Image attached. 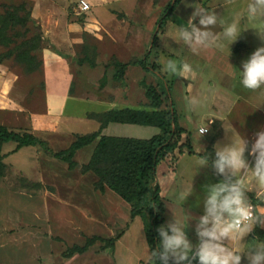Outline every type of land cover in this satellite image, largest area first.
Wrapping results in <instances>:
<instances>
[{"label": "rangeland", "instance_id": "1", "mask_svg": "<svg viewBox=\"0 0 264 264\" xmlns=\"http://www.w3.org/2000/svg\"><path fill=\"white\" fill-rule=\"evenodd\" d=\"M80 1L0 0V13L26 4L33 18L27 39L38 34L42 40L34 54L36 64L24 59L16 61L15 57L0 64V124L12 131L34 134L47 140L53 149L64 150L76 136L99 130L100 122L90 119V114L101 115L119 105L151 110L146 87L167 92L170 100L165 101L164 107L172 104L179 125L185 126L181 142L185 146L183 152L167 156L165 164L158 166L159 180L156 176L149 187L159 185L170 201L165 200V223L173 216L172 208L185 223L188 217L183 215L184 208L190 217L198 218L203 215L204 185L213 182L210 168L206 165L199 169L201 159L189 154L187 145L192 142L195 150H202L211 137L204 155L209 161L214 158V143L223 130L221 122L212 121L208 113L217 109L213 100L224 94V88H233L213 65L208 48L196 54L173 41L166 48L161 38L168 30H174L175 25L187 23L195 6L216 9L218 14L230 19L232 14L244 12L249 0L207 3L184 0L181 12L176 10L162 29L158 23L173 0H85L90 4L87 12L80 11ZM34 25L38 29H33ZM215 30L219 32L220 28ZM16 31L24 34L25 30L18 27ZM157 32L158 38L153 42ZM229 46L221 43L217 47ZM8 50L0 46V54ZM146 55L148 71L131 65ZM167 60L176 61V74L163 71ZM220 60L224 66L221 69L232 74L230 61L225 57ZM118 62L130 66L122 72ZM185 63L191 66V71H183ZM28 64L35 69L28 71ZM240 77V72L235 74L232 86L252 91L242 86ZM256 91L264 93V89ZM193 99L201 100L203 106L194 109ZM261 124L262 128L247 131L243 126L241 134L252 141L254 134L264 129V117ZM201 126H210L202 138L197 135ZM161 133L158 127L132 125L121 130L110 128L105 135L150 139ZM224 142L225 139L221 143ZM15 149V143L3 147L6 171L0 177V264H113L111 250L100 240L86 253L66 258L69 248L84 246L89 238L111 239L130 227V205L110 189L102 193L96 185L97 177L83 172L94 145L77 153L73 168L49 158L37 148L25 147L16 152ZM249 160L251 163V157ZM192 180L194 192L180 209L174 202H181V193ZM247 182L252 187L250 194L256 199V206L264 205V186L251 173ZM95 218L106 221L98 222ZM142 221L138 218L122 241L140 254L148 248ZM195 224L196 219L190 220L187 229L194 244L198 243ZM249 236L244 238V246ZM256 242L260 241L256 239Z\"/></svg>", "mask_w": 264, "mask_h": 264}, {"label": "clouds", "instance_id": "2", "mask_svg": "<svg viewBox=\"0 0 264 264\" xmlns=\"http://www.w3.org/2000/svg\"><path fill=\"white\" fill-rule=\"evenodd\" d=\"M193 8L187 23L175 25L174 30H168L161 38L166 48L171 46L169 41H173L179 45L182 43L196 54L201 49L221 43L230 45L232 49V45L248 29H255L258 38L264 42V26L245 28L241 23L243 18L264 20V0H249L246 10L232 14L230 19L218 14L216 9ZM217 27L219 32L215 30ZM238 69L240 83L245 89H264V45L257 47ZM163 71L176 74V61L167 60ZM183 71H191V66L185 63ZM191 104L194 109L203 106V102L197 99H193ZM222 126L225 142L214 145V158L210 159L213 174L222 178L216 183L204 185L201 201L203 215L198 218L190 217L184 208L183 215L188 217L185 223L172 208V218L157 229L160 242L157 248L152 249L156 264H243L245 260L246 264H264V242L242 247L244 238L255 227H264V205H252L243 179L251 173L257 183L264 186V129L257 131L253 140L249 141L233 124ZM209 130L210 126H201L197 135L202 138ZM198 164L200 169L208 165L209 160L205 157ZM193 192L192 180L191 185L181 193L183 203ZM192 219H196L194 231L198 243L195 244L187 234Z\"/></svg>", "mask_w": 264, "mask_h": 264}, {"label": "trees", "instance_id": "3", "mask_svg": "<svg viewBox=\"0 0 264 264\" xmlns=\"http://www.w3.org/2000/svg\"><path fill=\"white\" fill-rule=\"evenodd\" d=\"M182 1L173 0L167 6L158 23L159 29L164 28ZM32 21L31 12L26 4L8 8V10L4 9L3 13H0V46L9 49L6 53L0 54V64L12 57H15L16 61L24 59L29 63H37L34 54L40 48L38 46L42 40L38 34L27 39V34L32 32V29L28 27ZM18 27L25 30L24 34L16 31ZM33 29L38 28L34 25ZM20 37L23 38L21 42H19ZM157 38L158 32L154 35L153 42H156ZM147 61L148 55L141 60L134 61L131 65L148 71ZM117 64L122 72L130 66L128 63L118 62ZM28 67L30 72L35 69L29 64ZM145 95L150 101L151 110L125 107L111 109L101 115L90 114V119L100 122L99 130L91 134L76 136L72 144L64 150L53 149L47 140L34 134L12 131L0 124V177L6 171L3 154V147L6 144L15 143V152L25 147L37 148L49 158L69 164L70 168L76 166L74 158L79 151L94 145L89 162L83 166V172H91L97 177L96 185L102 193L106 191V188L110 189L128 203L131 220L137 216L142 218L152 255V249L157 248L160 242L157 229L165 223V219L161 188L157 184L152 189L149 186L155 181L157 168L166 157L176 152H183L181 150L185 145L181 142L186 130L179 125L174 106L168 104L164 107L165 101L170 100L167 92L162 93L154 86H147ZM111 123L154 126L160 128L162 133L150 139L103 135V130ZM187 149L190 154L194 153L190 144L187 145ZM202 157L205 158V155ZM253 202L256 206V201ZM124 232L125 229L120 230L111 239H102L98 236L89 238L84 246L75 245L69 248L66 258L86 253L99 240L106 242L108 249L112 250ZM253 235L260 242H264L262 227H255ZM150 264H156L153 256Z\"/></svg>", "mask_w": 264, "mask_h": 264}, {"label": "crops", "instance_id": "4", "mask_svg": "<svg viewBox=\"0 0 264 264\" xmlns=\"http://www.w3.org/2000/svg\"><path fill=\"white\" fill-rule=\"evenodd\" d=\"M184 1V0H183ZM183 1L180 3L178 8L176 9L177 11L179 10L181 12V5ZM200 3H202L203 0H198ZM207 3L210 0H205ZM184 15V14H182ZM186 18V17H185ZM242 24L245 28L247 27H258V26H264V20L260 21H251L246 18H243ZM264 45V42H262L258 36L256 35V30L255 29H248L244 33H242L240 39L235 42V44L232 45V49L229 47H210L208 50H210L209 53H211L212 57L210 58L213 65L218 67L219 70H221L223 78L225 79V82L229 83V87H232L233 89L229 88H224V94L222 93L220 96L217 97L213 100V104L216 106L217 109L211 108L212 113H208V116H210V119L212 121L217 120L221 122V128H222V136L216 140L214 145L217 142H222L224 137H225V130L222 125L224 124H233V126L236 128V130L241 134V131L243 130V126L246 127V131L248 128H262L263 124L262 119L264 117V93L263 92H258V91H249L245 92L242 89L236 88L232 86L234 82V77L235 74L240 72L239 70L236 69L237 66L240 68L242 67V62L248 58V56L256 50L257 47ZM231 50H232V55H231ZM221 57H225L228 59L231 63V72L232 74H228L225 71L221 69L222 68V63H221ZM224 67V66H223ZM229 72V73H231ZM224 73V74H223ZM226 87V86H225ZM125 107H130L128 105L125 106H120L117 107L119 108H125ZM247 117L248 120L244 121L243 118ZM180 119H178V122ZM259 124H258V122ZM180 124V123H179ZM132 125L130 124H119V123H111L107 128L103 130V135L107 133V131L111 128V130H121V129H126L130 128ZM136 126V125H135ZM183 129H185L184 125L181 123L180 125ZM184 126V127H183ZM252 126V127H250ZM242 135V134H241ZM243 136V135H242ZM117 137V136H116ZM211 137L209 138V141L206 142L205 145H203L202 150H198L194 148L192 142L190 144L192 150L194 151L193 156H197L200 159H204L202 156H204V152L206 149L210 146ZM201 146V145H200ZM202 147V146H201ZM189 153V152H188ZM190 154V153H189ZM202 155V156H201ZM162 165L165 164L164 161L161 163ZM210 168V173H211V180L213 183L218 182L222 177H217L213 174V169L211 166V161H209V164L207 165ZM171 172H174L173 170ZM174 173H177V168ZM157 176V173H156ZM250 176V173L248 175L243 176V179L245 181V185L247 187L248 191V196L250 198L251 203L255 204L253 201H256V199L253 198V196L250 194L252 187L251 185L248 184L247 182V177ZM158 179V176H157ZM159 180V179H158ZM160 183V182H159ZM105 193V192H104ZM104 195V194H103ZM161 197L164 202L165 206V200H167L162 193L161 189ZM168 201V200H167ZM181 202H174L175 205L179 206L180 209L184 208L185 205H183V200H180ZM170 202V201H168ZM109 204V201L106 202ZM173 203V202H172ZM257 203V201H256ZM179 204V205H178ZM252 204V205H253ZM103 206V205H102ZM111 206V205H110ZM255 206V205H253ZM178 208V207H177ZM165 211V209H164ZM138 218H141L139 216L135 217L133 220H129L130 227L125 230L124 234L120 239H118L115 243V247L111 250L110 256L113 260V264H150L151 260V251L149 248V245L147 243V251L144 253H135L133 250L127 247L125 243L122 244V241L124 238L127 236V233L130 231L132 228V225ZM96 221H106L105 219H97L95 218ZM142 221V218H141ZM143 224V221H142ZM143 229H144V224H143ZM145 233V230H144ZM251 237L253 239H251ZM146 238V234H145ZM255 237L253 235V232L250 234L249 237H247V244H252L255 245ZM257 243V242H256ZM244 246V242L242 244V247H248V245ZM115 258V259H114Z\"/></svg>", "mask_w": 264, "mask_h": 264}, {"label": "built area", "instance_id": "5", "mask_svg": "<svg viewBox=\"0 0 264 264\" xmlns=\"http://www.w3.org/2000/svg\"><path fill=\"white\" fill-rule=\"evenodd\" d=\"M78 7L80 9L81 12H87L90 10V4L87 3L85 0H81L79 3H78Z\"/></svg>", "mask_w": 264, "mask_h": 264}]
</instances>
